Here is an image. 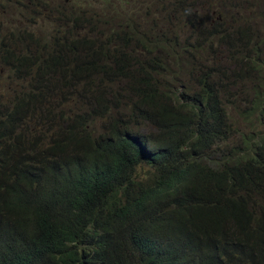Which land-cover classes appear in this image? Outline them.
Segmentation results:
<instances>
[{"label": "trees", "instance_id": "1", "mask_svg": "<svg viewBox=\"0 0 264 264\" xmlns=\"http://www.w3.org/2000/svg\"><path fill=\"white\" fill-rule=\"evenodd\" d=\"M121 1L0 0V264H264V0Z\"/></svg>", "mask_w": 264, "mask_h": 264}, {"label": "rangeland", "instance_id": "2", "mask_svg": "<svg viewBox=\"0 0 264 264\" xmlns=\"http://www.w3.org/2000/svg\"><path fill=\"white\" fill-rule=\"evenodd\" d=\"M200 1V3H199ZM121 2H125V0H122ZM147 3H150V0H146ZM152 4V3H150ZM219 0H192V6L197 10V6L199 7L198 11H202L203 9H209L213 12H218L220 7ZM154 8V7H153ZM152 8V9H153ZM10 15V13H9Z\"/></svg>", "mask_w": 264, "mask_h": 264}]
</instances>
